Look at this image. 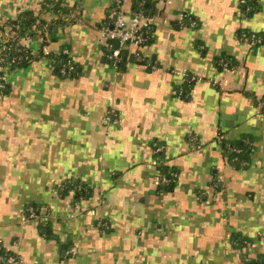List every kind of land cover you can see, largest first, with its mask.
I'll return each mask as SVG.
<instances>
[{
  "label": "crops",
  "instance_id": "crops-1",
  "mask_svg": "<svg viewBox=\"0 0 264 264\" xmlns=\"http://www.w3.org/2000/svg\"><path fill=\"white\" fill-rule=\"evenodd\" d=\"M43 1L0 0V23ZM64 2L71 19L34 42L33 62L4 76L2 251L19 264L264 258V41L242 36L264 37V0L251 14L240 0H151L152 41L125 45L117 65L104 34L113 0ZM122 10L130 15L132 0ZM65 49L74 76L55 70ZM246 139L245 164L232 165L228 148ZM166 169L178 172L172 191L160 188ZM72 181L91 195L64 194Z\"/></svg>",
  "mask_w": 264,
  "mask_h": 264
},
{
  "label": "trees",
  "instance_id": "trees-1",
  "mask_svg": "<svg viewBox=\"0 0 264 264\" xmlns=\"http://www.w3.org/2000/svg\"><path fill=\"white\" fill-rule=\"evenodd\" d=\"M124 1V0H123ZM122 1V4H123ZM151 0H132V10L131 12H138V11H144L147 12V8L150 7L151 5ZM257 1L258 0H240L241 2V7L242 10L245 14H251L253 13L257 7ZM115 5V2H113V6ZM122 8V5H121ZM49 10H53L56 14V17L48 20L46 19L44 16H42L43 13L48 12ZM73 8L69 5H66V3L64 2V0H45L42 2L41 4V9L36 12L33 9H24L22 11H20L15 18H11L8 19L6 21H4L3 23H0V32L4 31V30H9V31H16L18 32V34L22 35L25 33H29L31 35H36L38 31H41L43 34V43L45 44L48 39L47 33L46 32H50L53 31L56 27L62 25L63 23H65L67 21V17L69 16V20L71 12H72ZM152 29H149L148 32V39L146 41V43H149L152 41ZM244 37H248L250 36L252 39H254L255 42L257 43H262L264 41V37L260 36L259 34H252L249 32H245L243 33ZM257 39H260V41H257ZM145 43V44H146ZM22 54V58L18 59L16 62L11 63V59L14 55H19ZM6 56V62H8V67L7 65L2 62H0V65L2 67H5V69L7 71L16 69V68H22L25 67L27 65H29L31 62H33L38 55L36 53H34L33 48H28L26 50H20V52H16L15 50H12L10 54L7 55V53H4ZM123 54V49L121 51V55ZM66 57V55L63 53V51H61L57 56L55 55V70L57 71L58 74H61V76H74L76 74H78L79 70H78V66L76 63V71L70 74H62L60 73V64L62 62V60ZM228 56L225 54H222L221 56H219L217 58L218 60V64H223V65H227L228 63ZM5 73V71H1L0 72V77L1 75ZM1 81L4 83V88L0 90V93H6L8 91V84L6 82V80L1 77ZM195 81V79L193 77H191L190 75L186 77L184 84H186V88L188 86H190L189 84H192ZM159 144H162L159 142ZM251 144H252V140L250 139H246L244 141L241 142H236L235 144H233V148L237 147L239 148L241 151L239 153H236L233 151V148H228V152H229V161L232 165L235 166H242L244 165L247 160V156H248V151L251 149ZM153 148H154V143H153ZM157 156L161 157L162 159L164 158V152H160L157 154ZM235 158H238L237 160H234ZM175 171L177 173V177L171 179V181L168 184H165L161 181L160 184V188L164 189V190H168V191H172L176 185L177 179H178V172L175 169H166L163 174L169 176V174ZM71 190H74V197L75 200H78L81 196H85V198H88L91 195V190L90 189H86V187H84L83 189H80L78 184H76L75 182H69L66 183L65 185L62 186V191L64 194H68ZM33 210L39 213V209L38 207H32ZM0 253L3 255L5 254L4 251H2V249L0 248ZM248 264H264V258H257V259H252L248 261Z\"/></svg>",
  "mask_w": 264,
  "mask_h": 264
},
{
  "label": "built area",
  "instance_id": "built-area-1",
  "mask_svg": "<svg viewBox=\"0 0 264 264\" xmlns=\"http://www.w3.org/2000/svg\"><path fill=\"white\" fill-rule=\"evenodd\" d=\"M123 0H113L115 5L113 7L114 14H117V19H113L111 26H106L104 28L105 37L111 43H119V47L108 53L107 57L110 61L118 64L119 57L121 56L122 48L127 44L143 45L148 39V32L151 29V18L144 11L131 12L130 15L125 14L121 8ZM245 1V0H243ZM47 33V32H46ZM44 40L41 31H38L36 35H31L29 33L18 34V32L4 30L0 32V62L7 65L9 61L6 62V56L4 53L10 54L12 50L20 52V50H26L32 48L36 40ZM260 41V39H257ZM112 44H110L111 46ZM63 53L66 57L62 60L60 64V73L70 74L76 71V66L74 62L69 57L68 50L65 49ZM22 58L20 53L18 56L14 55L11 59V63L16 62L18 59ZM8 67V65H7ZM7 70L5 67L0 65V72ZM5 73L1 75L4 78ZM0 77V90L4 88V83L1 81ZM164 150V146L159 144V142H154L155 153H160ZM233 151L239 153L241 150L237 147L233 148ZM235 158L234 160H237ZM177 173L172 171L169 176L162 174L161 181L168 184L171 179L176 178ZM221 180L218 178L215 185L218 187L221 184ZM34 215V210H31ZM5 260L6 264H19V258L13 254H3L1 255Z\"/></svg>",
  "mask_w": 264,
  "mask_h": 264
},
{
  "label": "water",
  "instance_id": "water-1",
  "mask_svg": "<svg viewBox=\"0 0 264 264\" xmlns=\"http://www.w3.org/2000/svg\"><path fill=\"white\" fill-rule=\"evenodd\" d=\"M117 17H118V15L114 14L113 19H117ZM115 47H119V43L118 42L115 43Z\"/></svg>",
  "mask_w": 264,
  "mask_h": 264
}]
</instances>
